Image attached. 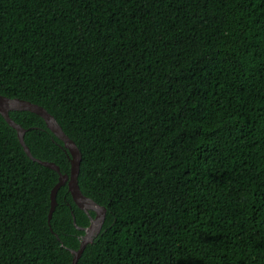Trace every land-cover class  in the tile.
Instances as JSON below:
<instances>
[{"label":"trees","instance_id":"trees-1","mask_svg":"<svg viewBox=\"0 0 264 264\" xmlns=\"http://www.w3.org/2000/svg\"><path fill=\"white\" fill-rule=\"evenodd\" d=\"M0 93L37 103L106 207L78 264H264V0H0ZM69 173L46 120L12 110ZM0 112V264H71L90 215Z\"/></svg>","mask_w":264,"mask_h":264},{"label":"water","instance_id":"water-1","mask_svg":"<svg viewBox=\"0 0 264 264\" xmlns=\"http://www.w3.org/2000/svg\"><path fill=\"white\" fill-rule=\"evenodd\" d=\"M12 110H29L39 114L46 120L48 127L64 142L66 149L69 151V158L71 162L69 173L61 172L60 166L55 162L41 160L33 155L31 149L25 141L26 128L11 117L10 112ZM0 112L9 122V124L17 130L19 139L27 154L33 160L38 161L39 163L53 168L59 172V180L51 190V207L48 218L49 222L52 219L53 213L58 203V191L60 187L65 184H68V189L73 197V200L79 206V208L85 210L89 215L91 210L96 212L94 217L90 215L91 223L86 227L77 225L76 219L74 217V223L77 228L85 230V234L81 238L80 247L78 249L71 250L73 253V260L71 264H78V260L85 251L86 246L89 243H92L95 237L100 234L106 216V207L99 204L93 198L85 195L80 188L79 173L82 161V152L80 148L78 147L77 143L63 130L55 116L52 115L46 108L37 103L19 97L10 98L0 93Z\"/></svg>","mask_w":264,"mask_h":264}]
</instances>
